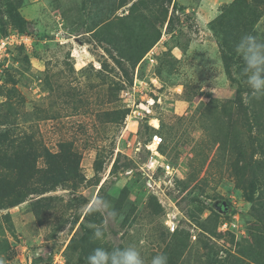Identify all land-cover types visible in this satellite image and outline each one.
I'll return each mask as SVG.
<instances>
[{"label":"rangeland","instance_id":"obj_1","mask_svg":"<svg viewBox=\"0 0 264 264\" xmlns=\"http://www.w3.org/2000/svg\"><path fill=\"white\" fill-rule=\"evenodd\" d=\"M135 1L0 0L3 264H87L98 246H134L146 264L161 253L168 264H264V98L257 114L247 92L233 104L250 91L244 68L230 79L212 31L238 43L245 8L150 9L167 10L160 38L130 67L118 21ZM241 1L264 41V0ZM126 100L151 102L149 113L128 118ZM97 196L115 217L89 212Z\"/></svg>","mask_w":264,"mask_h":264},{"label":"trees","instance_id":"obj_2","mask_svg":"<svg viewBox=\"0 0 264 264\" xmlns=\"http://www.w3.org/2000/svg\"><path fill=\"white\" fill-rule=\"evenodd\" d=\"M130 1L131 0H122L120 6H125ZM171 1L172 0H136L130 6L129 13L118 21V23H120L118 26V34H121L118 37L122 40V44L116 49V51L119 54L123 52L121 57L126 60L130 67L134 66L160 38L159 25L162 23L161 21L166 19L167 10L163 9L161 13L158 14V16H155L157 13L150 14L148 11L150 9H160L165 4L171 3ZM238 6H243L245 8L241 20V25L244 26L242 29V36L251 34L257 37L252 27L254 24V21L251 18L252 14L250 9H246L248 8V5L243 3L241 0H235L232 4V8H237ZM151 17H153L156 22L149 25L148 22L150 21ZM230 18L231 14L225 12L224 16L222 15L217 22L221 23L225 19L228 20ZM144 21H147V26H144ZM108 27L109 25L104 26L106 29ZM212 31L216 37L217 45L220 49L221 58L226 68V72L228 73L230 79L235 81L234 77L232 76L233 73L231 72V67L242 65L244 68L243 59L240 54L238 55L236 50L237 38L232 32L225 31L222 28L216 29L213 26ZM111 32L113 31L111 30ZM111 32H109L110 35ZM257 39L260 40L258 37ZM244 92H247V95L250 94V91L248 92L245 89H237L236 97L233 101L235 106L239 107L243 105L242 100ZM246 99L249 101V105L251 106L253 114H257L255 112H258L259 108L255 106V104L253 105L254 100L251 98V96Z\"/></svg>","mask_w":264,"mask_h":264},{"label":"clouds","instance_id":"obj_3","mask_svg":"<svg viewBox=\"0 0 264 264\" xmlns=\"http://www.w3.org/2000/svg\"><path fill=\"white\" fill-rule=\"evenodd\" d=\"M236 50L244 62L246 84L250 89L251 98L255 100L264 98V41L246 34L239 39ZM89 212H107L113 217L116 216L111 203L101 196L93 199ZM93 239L100 241L101 244L106 241L107 234L103 226H95ZM0 264H3L2 260ZM87 264H146V262L134 246L111 248L98 246L88 255ZM149 264H168V257L163 253L157 254L151 258Z\"/></svg>","mask_w":264,"mask_h":264},{"label":"built area","instance_id":"obj_4","mask_svg":"<svg viewBox=\"0 0 264 264\" xmlns=\"http://www.w3.org/2000/svg\"><path fill=\"white\" fill-rule=\"evenodd\" d=\"M9 39L10 38L7 37V38H4L3 40H0V53L5 50V47L7 45V42L9 41ZM124 94L128 95L130 93L129 92L128 93L124 92ZM129 103H131V100L127 101V108H129L128 118H130V119L131 118H136L137 119L139 117H142L143 114L149 113V111H150L149 107H150L151 102H147L146 105H142L141 103L136 105L135 102H133L132 105H130ZM228 225H229L228 222H226V221L222 222L221 223V229H223V230L227 229ZM228 229H231V228L229 227Z\"/></svg>","mask_w":264,"mask_h":264},{"label":"crops","instance_id":"obj_5","mask_svg":"<svg viewBox=\"0 0 264 264\" xmlns=\"http://www.w3.org/2000/svg\"><path fill=\"white\" fill-rule=\"evenodd\" d=\"M201 18L205 21H207V15L206 13L200 8L198 9V12L196 13V20L197 23H202L203 21L201 20Z\"/></svg>","mask_w":264,"mask_h":264},{"label":"bare ground","instance_id":"obj_6","mask_svg":"<svg viewBox=\"0 0 264 264\" xmlns=\"http://www.w3.org/2000/svg\"><path fill=\"white\" fill-rule=\"evenodd\" d=\"M155 144L151 145V147H154Z\"/></svg>","mask_w":264,"mask_h":264}]
</instances>
